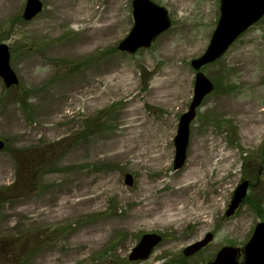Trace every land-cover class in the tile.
I'll use <instances>...</instances> for the list:
<instances>
[{"label":"rangeland","instance_id":"rangeland-1","mask_svg":"<svg viewBox=\"0 0 264 264\" xmlns=\"http://www.w3.org/2000/svg\"><path fill=\"white\" fill-rule=\"evenodd\" d=\"M25 1L12 0L0 18V43L18 78L8 89L0 78V264H205L223 246L241 250L264 219V17L202 69L214 88L175 170L173 138L193 92L190 61L208 45L219 0H152L171 26L134 54L116 49L133 24L132 0H41L29 21ZM80 8L96 16L89 26L106 27L79 32L68 16ZM194 143L201 182L189 189L188 211L178 220L145 213L143 198L189 175ZM160 147L163 163L146 164ZM221 151L232 157L216 175L210 166ZM242 180L246 197L226 217ZM148 233L161 242L148 259L129 262ZM207 233L205 248L182 255Z\"/></svg>","mask_w":264,"mask_h":264},{"label":"water","instance_id":"water-1","mask_svg":"<svg viewBox=\"0 0 264 264\" xmlns=\"http://www.w3.org/2000/svg\"><path fill=\"white\" fill-rule=\"evenodd\" d=\"M42 9L39 0H26L23 18L32 19ZM220 16L211 35L206 50L198 58L191 61L192 68L197 72L194 79L192 100L188 110L184 112L178 122L174 137V162L173 168H180L186 158V148L189 138V125L195 117V110L203 98L213 89L212 83L200 71L201 67L214 62L221 57L235 39L247 28L256 23L264 15V0H220ZM133 26L127 36L117 46L120 51L129 54L135 53L140 48H148L159 34L170 27L167 11L150 0L132 1ZM9 53L4 44H0V77L6 87L17 84L18 80L9 67ZM3 142L0 140V150ZM125 184L132 185L130 174L124 176ZM248 182L243 181L234 191L233 198L226 211L230 216L241 200L245 197ZM212 235L207 234L183 250L188 257L207 245ZM161 241L157 234H144L128 256V260L143 261L151 254L154 247ZM244 259L241 264H264V221L256 224L249 241L243 248ZM238 250L231 246L222 247L215 255L213 261L207 264H239L237 261Z\"/></svg>","mask_w":264,"mask_h":264},{"label":"bare ground","instance_id":"bare-ground-1","mask_svg":"<svg viewBox=\"0 0 264 264\" xmlns=\"http://www.w3.org/2000/svg\"><path fill=\"white\" fill-rule=\"evenodd\" d=\"M12 4V0H0V18L8 12V9L10 8ZM82 10L84 11V8L78 9L76 12H73L70 17L74 21V23L82 24L79 28V32H83L89 35V33L96 32L98 29L105 28L106 26L95 27V26H89L91 23H96V16H92L90 14L83 15ZM90 15V16H89ZM89 16V17H88ZM85 17H88V20H84ZM67 18V17H65ZM90 23V24H89ZM249 126H252L249 123ZM252 130L254 128L249 127L248 133L246 135H249V141H252L254 139V136L252 135ZM206 153L204 152L203 155ZM209 156V151L207 152ZM198 155H201V151L199 147H195V143L192 145L191 148V158L189 166L191 168V171L188 173L189 175L184 178L181 181H174L173 179H169V181L163 182V186L160 189H165V191H161V194L158 196L156 195H149L148 199L147 197L143 198V200H147L148 202L143 205L141 204V208L144 209L145 213H154L157 212L159 219L165 218L167 220L170 219H176L178 220V216L185 213V201H188V198L190 197L188 192L191 187L198 188L200 186L201 179L197 178L198 173L200 172V169L198 167V164L196 162V158ZM216 161H213V163L210 166V171L212 167V171L218 175L220 172L224 171L226 169V166L229 164L230 158L232 157V154H222L221 152H218L217 155L214 156ZM164 153L162 152V147L159 148L158 153L151 156L148 160L144 161L146 164L150 165H161L163 163ZM209 158V157H207ZM151 189V187H148ZM169 188V189H166ZM162 197H169L168 202L169 205L166 203H163L161 198ZM188 197V198H187ZM160 199V200H159ZM145 203V202H144ZM160 203L163 205L160 206ZM160 207V208H159ZM200 208L205 209L202 205H199ZM141 211V210H140ZM188 211V210H187ZM186 211V212H187Z\"/></svg>","mask_w":264,"mask_h":264},{"label":"flooded vegetation","instance_id":"flooded-vegetation-1","mask_svg":"<svg viewBox=\"0 0 264 264\" xmlns=\"http://www.w3.org/2000/svg\"><path fill=\"white\" fill-rule=\"evenodd\" d=\"M196 255V254H195Z\"/></svg>","mask_w":264,"mask_h":264}]
</instances>
